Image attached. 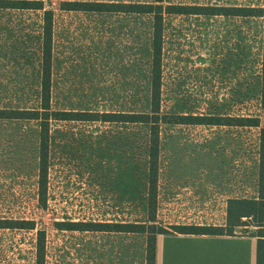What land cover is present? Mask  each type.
<instances>
[{"label": "rangeland", "instance_id": "1", "mask_svg": "<svg viewBox=\"0 0 264 264\" xmlns=\"http://www.w3.org/2000/svg\"><path fill=\"white\" fill-rule=\"evenodd\" d=\"M53 12V110L143 113L149 108L151 18ZM163 5L264 7V0H163ZM42 12L0 9V110L38 107ZM259 19L165 15L161 113L257 117ZM148 127L52 121L46 206L38 205V127L0 119V220H34L45 264H145V236L59 230L56 223H147ZM259 129L161 125L155 225L222 222L229 199H256ZM246 221V220H245ZM210 222V223H212ZM190 223V224H187ZM204 224V223H203ZM206 226V225H205ZM243 263H255L256 230L239 225ZM35 231L0 229V264H34ZM184 264H208L204 248L177 247Z\"/></svg>", "mask_w": 264, "mask_h": 264}, {"label": "trees", "instance_id": "2", "mask_svg": "<svg viewBox=\"0 0 264 264\" xmlns=\"http://www.w3.org/2000/svg\"><path fill=\"white\" fill-rule=\"evenodd\" d=\"M0 9L32 10L42 12L40 44L39 103L32 110H0V119L35 121L38 127L37 189L38 205L46 206L49 164V131L52 121H87L103 123L142 124L148 127V192L147 223H56L59 230L139 234L145 236V264H155V241L158 234L170 233L155 225L156 185L158 165V137L161 125L238 126L259 129V174L256 199H229L226 205V224L218 226L174 225L170 231L183 235L232 236L237 226L251 225L256 230L255 264H264V128L257 117H223L161 113L162 33L165 15H202L259 19L261 47L259 71V103L264 111V7H224L197 5H163V0L151 3L136 2H80L65 1L63 11L148 15L151 18V62L149 108L143 113H90L53 110L51 103V64L53 12L44 9L40 0H0ZM246 220V221H245ZM0 229L35 231L34 264H45V231L36 228L34 220H0Z\"/></svg>", "mask_w": 264, "mask_h": 264}, {"label": "crops", "instance_id": "3", "mask_svg": "<svg viewBox=\"0 0 264 264\" xmlns=\"http://www.w3.org/2000/svg\"><path fill=\"white\" fill-rule=\"evenodd\" d=\"M226 216L222 222H212L211 216L204 217V222H196L198 226H218L224 227ZM212 222V223H210ZM204 223V224H203ZM186 223H174L182 225ZM190 224V223H187ZM174 225H170L174 226ZM166 229V228H164ZM158 234L155 241V264H184L182 254L177 253V247L188 246L189 248H204L209 251L208 264H242L243 263V237L235 233L227 235H183L171 232ZM255 264V263H254Z\"/></svg>", "mask_w": 264, "mask_h": 264}]
</instances>
